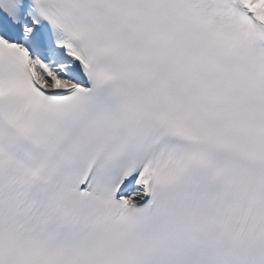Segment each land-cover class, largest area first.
Segmentation results:
<instances>
[{
	"label": "snow or ice",
	"instance_id": "obj_1",
	"mask_svg": "<svg viewBox=\"0 0 264 264\" xmlns=\"http://www.w3.org/2000/svg\"><path fill=\"white\" fill-rule=\"evenodd\" d=\"M0 264H264V0H0Z\"/></svg>",
	"mask_w": 264,
	"mask_h": 264
}]
</instances>
